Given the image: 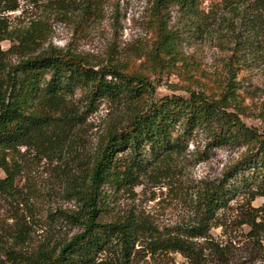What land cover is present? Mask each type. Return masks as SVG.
<instances>
[{"label":"trees","instance_id":"1","mask_svg":"<svg viewBox=\"0 0 264 264\" xmlns=\"http://www.w3.org/2000/svg\"><path fill=\"white\" fill-rule=\"evenodd\" d=\"M22 1L36 5L38 0ZM67 2H53L55 13L63 19ZM201 2L149 0L148 14L164 53H175L166 26L171 5L188 16L196 29L211 21L216 29L223 30L218 40L228 35L224 74L215 82L217 96L185 89L187 96L164 95L143 103L142 98L148 95L146 77L128 72L110 56L93 61L68 48L43 46L50 33L47 18L33 15L26 22L12 23L5 13L21 9L19 0H0V42L9 43L6 49L0 47L3 201L15 207L19 202L25 204L14 183L21 168L9 153L20 146L44 156L59 152L70 135L78 133L98 99L127 104L123 117L102 129L81 176L69 179L73 183L66 191L77 210L61 214L78 231L67 240L39 244L29 251L25 248L30 233L27 215L15 210L10 222L0 220V264H131L138 242L144 243L149 252H177L190 264L205 263V251L225 264L228 250L212 238L209 230L217 225L218 212L236 196L246 201L240 223L248 227L246 235L258 241L264 233V206L252 207L249 203L256 196L264 197V128L245 125L236 112L228 110V101L234 98L235 72L241 63L239 50L254 44V36L264 35V0H210L205 8L200 7ZM92 6L91 0H86L79 10L89 17ZM76 89L81 90L77 99L81 103L71 99ZM198 131L203 133L207 149L221 145L242 149L219 178L193 192L191 219L186 224L157 232L146 220L130 214L110 222L99 220L105 188L137 184L139 177L158 168V161L180 154Z\"/></svg>","mask_w":264,"mask_h":264},{"label":"rangeland","instance_id":"2","mask_svg":"<svg viewBox=\"0 0 264 264\" xmlns=\"http://www.w3.org/2000/svg\"><path fill=\"white\" fill-rule=\"evenodd\" d=\"M209 1L202 0L200 7L205 8ZM24 2L19 0L22 10L5 13L12 23L26 22L33 15L45 17L50 33L43 46L68 48L93 61L109 56L116 58L128 72L140 74L149 81L143 103L164 95L187 96L185 89L203 90L212 96L218 94L215 82L224 74L222 66L228 52L224 46L229 37L218 40L223 30L216 29L211 21L196 29L188 16L171 5L166 26L173 38L175 53H164L159 48L156 25L148 14L149 0H91L93 11L89 17L79 10L86 0H68L64 19L55 13L54 0H38L36 5ZM254 37V44L239 50L240 69L235 72L234 98L229 99L228 110L236 112L245 125L261 130L264 128V35ZM8 45L6 40L0 42L2 49ZM10 58L14 60L13 56ZM80 95L81 90L76 89L71 99L78 101ZM126 109L125 102L100 98L78 133L70 135L59 152L44 156L20 146L8 154L21 168L14 183L25 204L19 202L15 207L0 197V220L10 222L9 216L15 210L27 215L30 227L27 250L32 251L39 244L67 240L78 231L61 214L77 210L66 191L73 183L69 179L81 176L102 129L108 123L119 121ZM241 149L228 145L207 149L203 133L195 132L180 154L158 161V168L139 177L137 184L105 188L99 220L110 222L130 214L146 220L157 232L182 226L191 219L193 192L219 178ZM249 204L264 206V197L256 196ZM245 209V197L236 196L218 212L217 225L209 230L212 238L228 250L225 264H264V233L257 237L258 241L246 235L248 227L240 223ZM134 248L137 249L131 264H190L177 252H149L139 242ZM205 254L203 264H224L215 255L207 251Z\"/></svg>","mask_w":264,"mask_h":264}]
</instances>
